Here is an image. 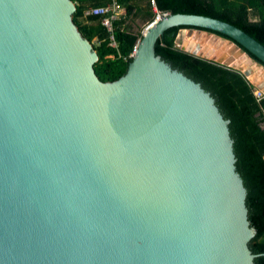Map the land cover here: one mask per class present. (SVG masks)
I'll return each mask as SVG.
<instances>
[{"label": "water", "instance_id": "95a60500", "mask_svg": "<svg viewBox=\"0 0 264 264\" xmlns=\"http://www.w3.org/2000/svg\"><path fill=\"white\" fill-rule=\"evenodd\" d=\"M75 11L0 0V264H253L230 121L155 45L171 28L206 30L262 67L264 45L168 14L143 28L127 73L103 82Z\"/></svg>", "mask_w": 264, "mask_h": 264}, {"label": "trees", "instance_id": "16d2710c", "mask_svg": "<svg viewBox=\"0 0 264 264\" xmlns=\"http://www.w3.org/2000/svg\"><path fill=\"white\" fill-rule=\"evenodd\" d=\"M72 1L76 7L72 21L99 55L95 72L103 82L117 81L127 73L130 55L142 31L134 33L131 26L136 19H145L142 22L146 26L153 22L151 2L159 13L215 19L240 29L264 45V0H116L126 14L113 22V32L103 26V16L85 14L91 9L110 6L113 0ZM182 30L229 39L196 28H171L157 41L155 53L171 68L201 83L216 100L224 118L230 121L237 171L246 190L248 221L256 231L248 248L256 256L253 264H264V99L255 98L253 84L239 70L177 48L176 38ZM112 36L117 47L111 45Z\"/></svg>", "mask_w": 264, "mask_h": 264}, {"label": "rangeland", "instance_id": "374dc122", "mask_svg": "<svg viewBox=\"0 0 264 264\" xmlns=\"http://www.w3.org/2000/svg\"><path fill=\"white\" fill-rule=\"evenodd\" d=\"M139 24L141 25L139 31H141L146 25L142 22ZM179 36L177 42L179 49L187 51L195 57L206 58L245 71L254 83H258L264 78V67L232 42L198 31H181Z\"/></svg>", "mask_w": 264, "mask_h": 264}, {"label": "built area", "instance_id": "2783aa9c", "mask_svg": "<svg viewBox=\"0 0 264 264\" xmlns=\"http://www.w3.org/2000/svg\"><path fill=\"white\" fill-rule=\"evenodd\" d=\"M151 6H152L153 12L155 14L153 22H158L168 15V14L159 13L155 9L154 2H151ZM121 12H122V8L118 5L116 0H113L112 5H110L108 7L104 6L102 8L97 9V10L91 9L88 12H85V14L86 15L92 14L95 16H103L104 17L103 21H102L103 26H105L110 32H113V22L120 18ZM111 41H112L111 45L113 47H117L114 36L111 37ZM135 48H136V45L133 47V50H132L130 57H132V55L134 54ZM254 96L258 101H260L261 99H264V92H261L260 90L254 89ZM262 113H264V112H262Z\"/></svg>", "mask_w": 264, "mask_h": 264}, {"label": "crops", "instance_id": "0c3cea01", "mask_svg": "<svg viewBox=\"0 0 264 264\" xmlns=\"http://www.w3.org/2000/svg\"><path fill=\"white\" fill-rule=\"evenodd\" d=\"M86 12H88V11H86ZM126 13H125V10L124 11H122L121 13H120V17H122V16H124ZM145 19H142V20H140V19H136L135 20V23H134V25L133 26H131V30L134 32V33H137L138 31H139V27H141V25L139 24V22H142V21H144ZM143 23V22H142ZM247 78V77H246ZM254 82L252 81V84H253Z\"/></svg>", "mask_w": 264, "mask_h": 264}]
</instances>
